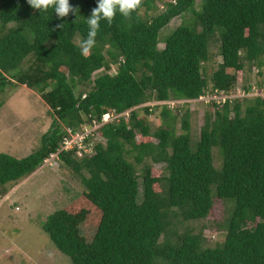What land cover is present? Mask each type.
Listing matches in <instances>:
<instances>
[{"label":"trees","instance_id":"obj_1","mask_svg":"<svg viewBox=\"0 0 264 264\" xmlns=\"http://www.w3.org/2000/svg\"><path fill=\"white\" fill-rule=\"evenodd\" d=\"M194 3L142 0L131 18L117 9L111 25L100 21L85 58L80 44L98 0H69L79 11L63 19L27 0H0V95L18 84L33 89L51 119L35 151L0 152V195L52 155L72 171L83 190L41 228L73 264H264V96L245 95L254 68L264 92V0ZM185 14L188 21L160 40V30ZM214 39L220 61L207 77ZM238 72L244 95L210 98L197 139L187 108L135 109L235 94ZM158 108L160 123L151 128L147 114ZM106 113L113 118L103 121ZM95 124L84 139L90 151L61 149L67 130ZM212 188L233 202L213 247L202 229L183 226L211 213Z\"/></svg>","mask_w":264,"mask_h":264},{"label":"rangeland","instance_id":"obj_2","mask_svg":"<svg viewBox=\"0 0 264 264\" xmlns=\"http://www.w3.org/2000/svg\"><path fill=\"white\" fill-rule=\"evenodd\" d=\"M204 0H195L194 6L200 5ZM163 9L162 5L158 6ZM141 10V14H144ZM148 15L157 12L149 11ZM191 16V11L187 12ZM188 14L176 16L171 19L159 32V39L169 35L182 20L188 21ZM158 47H163L160 42ZM211 59L204 63V75L209 77L220 61L217 52V40L211 42ZM245 75L237 73V85L235 94L229 97L244 95L241 84ZM248 82L253 84V89L247 96L264 95L255 87L257 81L263 79L257 74V69H252ZM238 93V94H237ZM210 95L196 100H177L166 102H147L135 109L144 114L142 107L167 104L180 112L186 108L191 112L190 133L193 139H197L200 125L203 123V115L210 110L207 104ZM2 103L0 107V152L8 153L21 158L35 151L41 142V136L47 131L51 119L47 114V105L41 100L40 95L33 89L24 85H13L5 89L0 95ZM158 108L153 113L147 114L151 128L160 123ZM125 115L127 112L124 113ZM99 124H95L98 126ZM87 128V132L95 128ZM179 131V130H178ZM82 156V155H79ZM216 165V160L214 161ZM159 165H153L155 174L159 173ZM83 190L79 179L72 171L63 167L58 160L47 159L44 164L30 175L15 183L7 185V191L0 195V264H73L71 260L62 254L42 230L41 223L46 216L54 210L65 207ZM213 209L205 218L185 223L193 228L194 232L202 229L204 244L216 246L224 239L222 223L230 209V200H220L215 196L212 188ZM228 201V202H226ZM178 231L183 226L178 225Z\"/></svg>","mask_w":264,"mask_h":264},{"label":"clouds","instance_id":"obj_3","mask_svg":"<svg viewBox=\"0 0 264 264\" xmlns=\"http://www.w3.org/2000/svg\"><path fill=\"white\" fill-rule=\"evenodd\" d=\"M27 3L33 9L41 11L53 8L59 19L67 17L69 13L76 15L79 11L78 8H74L69 4V0H27ZM141 4L142 0H98L97 6L92 10L87 20L89 26L88 38L80 44L82 55L87 58L90 50L94 47L101 20H105L111 25L117 9L125 18H131V13L137 11Z\"/></svg>","mask_w":264,"mask_h":264},{"label":"built area","instance_id":"obj_4","mask_svg":"<svg viewBox=\"0 0 264 264\" xmlns=\"http://www.w3.org/2000/svg\"><path fill=\"white\" fill-rule=\"evenodd\" d=\"M228 95L230 96V94H226V95L224 94L220 96H211L209 97V99L215 98V99L225 100V98H232V97H229ZM238 96H241V95H238ZM113 116L116 117L117 115H113ZM111 118L113 117L110 116V114L106 113L103 116V121H108ZM91 131L92 130H89V132H87L86 127L82 131H77V132H71L70 130H67L68 135L63 138L61 149L69 150L75 147L76 153L78 156L82 155L83 151L84 152L90 151V147L86 143H84V139L87 137L88 134H90ZM52 157L53 155L50 158Z\"/></svg>","mask_w":264,"mask_h":264}]
</instances>
